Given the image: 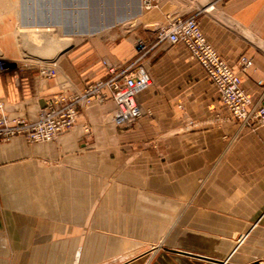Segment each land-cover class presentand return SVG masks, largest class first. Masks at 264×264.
<instances>
[{
  "label": "crops",
  "instance_id": "crops-1",
  "mask_svg": "<svg viewBox=\"0 0 264 264\" xmlns=\"http://www.w3.org/2000/svg\"><path fill=\"white\" fill-rule=\"evenodd\" d=\"M197 13L252 104L264 106V0H211ZM10 39L0 32L10 62L0 68V103L10 120L35 121L50 98L108 80L104 60L135 62L128 40L112 62L85 46L58 60L50 78L52 59L25 60ZM243 57L253 61L245 72ZM145 66L153 85L139 94L144 113L130 126L117 125L109 97L79 107L74 128L54 141H0V264H104V253L119 251H104L98 233L89 243L88 224L120 221L148 224L156 241L119 264H264V126L232 119L185 45L165 44ZM105 185L120 202L102 201ZM105 206H126L127 215L105 218Z\"/></svg>",
  "mask_w": 264,
  "mask_h": 264
},
{
  "label": "rangeland",
  "instance_id": "rangeland-1",
  "mask_svg": "<svg viewBox=\"0 0 264 264\" xmlns=\"http://www.w3.org/2000/svg\"><path fill=\"white\" fill-rule=\"evenodd\" d=\"M209 1L211 0H0V32L11 34L12 39L6 41L5 45L15 53L18 48V55L25 60L34 61L37 57L52 59L49 64L57 63L64 56L76 53L85 46L90 55L102 51L112 62V50L128 40L135 55L129 64L137 60V64L142 65L150 75L145 66L146 61L156 55L165 44L171 45L166 40L159 39L158 30L178 16H197L198 5ZM32 23H49V29L42 26L37 30V25L31 26ZM23 24L29 25L25 28ZM0 56L10 66L1 52ZM108 188L105 185L100 192L104 196L102 201L120 202L121 199L113 198L117 192ZM92 209L96 208H89ZM102 209L105 218L120 219L126 217L128 210L126 206H105ZM112 210L120 215H111ZM147 225L143 222L128 224L124 221L114 224L89 223V243L95 242L91 236L97 233L103 235V250L119 251L104 253V264H119L132 258L134 251L143 250L149 242L156 241L150 236L154 232L146 231Z\"/></svg>",
  "mask_w": 264,
  "mask_h": 264
},
{
  "label": "built area",
  "instance_id": "built-area-1",
  "mask_svg": "<svg viewBox=\"0 0 264 264\" xmlns=\"http://www.w3.org/2000/svg\"><path fill=\"white\" fill-rule=\"evenodd\" d=\"M159 39L171 45L183 44L193 60L205 70L209 79L218 89L224 106L233 120L248 127L264 126V106L252 104L251 96L244 90L240 73L214 48L201 30L197 16H178L170 19L158 30ZM110 78L100 80L87 87L81 95L67 98L57 95L50 98L41 108L35 121L10 120L0 103V141L9 142L23 136L28 143L54 141L59 135L69 132L79 118V107L93 100L111 98L117 105L115 121L119 126H130L144 113L138 102L140 93L153 85V79L137 64L112 66L104 62ZM253 66V61L243 57L238 62L241 72ZM0 68L6 70V62L0 61ZM43 74L56 78L57 65L51 64Z\"/></svg>",
  "mask_w": 264,
  "mask_h": 264
},
{
  "label": "water",
  "instance_id": "water-1",
  "mask_svg": "<svg viewBox=\"0 0 264 264\" xmlns=\"http://www.w3.org/2000/svg\"><path fill=\"white\" fill-rule=\"evenodd\" d=\"M254 264H260L259 262H256V263H254Z\"/></svg>",
  "mask_w": 264,
  "mask_h": 264
}]
</instances>
